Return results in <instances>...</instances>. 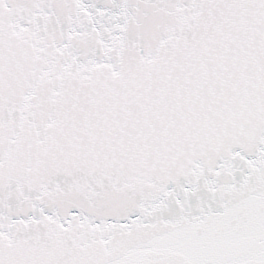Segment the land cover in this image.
I'll return each instance as SVG.
<instances>
[{"label":"snow or ice","instance_id":"snow-or-ice-1","mask_svg":"<svg viewBox=\"0 0 264 264\" xmlns=\"http://www.w3.org/2000/svg\"><path fill=\"white\" fill-rule=\"evenodd\" d=\"M0 264H264V0H0Z\"/></svg>","mask_w":264,"mask_h":264}]
</instances>
